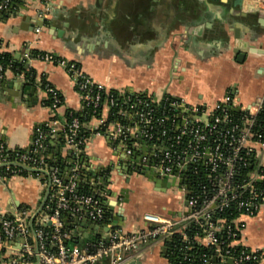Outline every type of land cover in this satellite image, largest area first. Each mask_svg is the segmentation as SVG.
I'll return each mask as SVG.
<instances>
[{
    "label": "crops",
    "instance_id": "crops-1",
    "mask_svg": "<svg viewBox=\"0 0 264 264\" xmlns=\"http://www.w3.org/2000/svg\"><path fill=\"white\" fill-rule=\"evenodd\" d=\"M6 1L7 7L0 9V55L10 58L8 66H0V144L8 158L34 154L41 131L42 147L35 155L63 181L73 174L75 193L95 198L103 210L98 222L82 206L76 213H63L67 247L96 246L112 231L127 235L146 230V213L178 215L182 204L177 189L170 205H151L149 194L159 191L134 172L128 159L134 154V161H140L156 147L114 139L108 133L111 126L97 132L92 117L81 126L88 134L81 144L66 143L70 112H82L81 96L62 66L35 56L49 53L75 63L93 82L124 98L147 96L159 104L177 100L211 113L229 94L234 109L244 111L264 94V0H242L241 5H235L237 0H19L10 6L9 0H0V6ZM236 48L246 50L242 62ZM45 84L60 95L56 110L46 105ZM101 113L108 119L106 108ZM120 120L129 127L135 117L126 112ZM23 172L11 174L0 164V221L25 211L29 225L44 199L46 171ZM51 203L49 188L33 223L45 220ZM244 221L245 245L264 251V208ZM129 254L127 264H170L164 241Z\"/></svg>",
    "mask_w": 264,
    "mask_h": 264
},
{
    "label": "built area",
    "instance_id": "built-area-1",
    "mask_svg": "<svg viewBox=\"0 0 264 264\" xmlns=\"http://www.w3.org/2000/svg\"><path fill=\"white\" fill-rule=\"evenodd\" d=\"M35 58L68 72L81 96L82 112L90 108L91 117L97 119V132L111 126L108 133L114 139L139 140L156 147L150 156L141 157L140 165L174 178L182 206L178 215L144 214L146 230L127 235L112 231L96 246L86 243L81 248L67 247L69 235L63 227V213H76L82 206L88 217L98 222L103 210L95 198L75 193L73 174L64 182L56 170H48L44 160L35 155L42 147L43 133L39 131L34 154L8 158L0 144V164L11 174L23 171L11 164L45 170L53 199L51 213L36 229L29 227L25 211L2 218L0 264H127L129 252L156 241L166 242L170 264H264V251L244 243V218L254 217L264 208V133L255 129L256 117L264 111V94L251 108L238 112L234 110L235 99L226 94L211 113H206L177 100L159 104L147 96L124 98L93 82L75 63L49 53ZM44 91L48 107L58 109L62 103L58 92L48 84ZM104 108L108 118L112 109L120 108V117L130 113L135 117L133 125L125 127L103 118ZM69 117L65 139L76 147L82 141V123L71 114ZM126 153L130 155L131 149ZM229 208L235 216H222ZM45 223H50L51 231L44 232L41 227Z\"/></svg>",
    "mask_w": 264,
    "mask_h": 264
},
{
    "label": "water",
    "instance_id": "water-1",
    "mask_svg": "<svg viewBox=\"0 0 264 264\" xmlns=\"http://www.w3.org/2000/svg\"><path fill=\"white\" fill-rule=\"evenodd\" d=\"M242 3V0H237L235 1V5H241ZM255 13H258V12H255ZM2 17V13L0 14V18ZM245 49V46L242 47V50ZM241 49L239 48H236L234 50V53L236 54V59L238 62H242L243 59L245 58V53H246V50L242 51ZM236 112H238L239 110L238 109H234ZM128 159L129 160H133V164H132V167H133V170L135 173L137 174H141V175H144L145 177H147L148 179H150V181H152L157 190L158 191H166L167 189H170V188H173L176 186V181L174 178H170V177H164V176H160L157 172H154V171H150L147 167L143 166V165H140V161L139 160H135V157H134V154L128 156ZM74 165V162H71L68 166V170L71 172L72 170V166ZM11 166H14V167H17L19 169H22L24 171H28V172H38V170H35V169H31V168H28V167H25V166H22V165H18V164H11ZM66 182V181H64ZM179 183H181V180L179 181ZM49 188H50V183L48 182V188H47V191L45 193V196H44V199L39 207V209L37 210V212L33 215V217L30 219V222H29V227L32 229L33 227V221L35 219V217L40 213L42 207L44 206L45 204V201L48 197V194H49ZM113 193L112 192H108V195H112ZM93 196L97 197V193H95V191L92 193ZM114 196V195H113ZM126 196V195H125ZM127 202V199L124 200V203ZM121 212L123 211V209L120 207L119 209ZM120 215V214H119ZM88 222V220H86ZM50 225V223H48ZM94 228H96L94 226ZM34 249L35 251L37 250V246H36V243H34ZM164 253V252H163Z\"/></svg>",
    "mask_w": 264,
    "mask_h": 264
},
{
    "label": "trees",
    "instance_id": "trees-1",
    "mask_svg": "<svg viewBox=\"0 0 264 264\" xmlns=\"http://www.w3.org/2000/svg\"><path fill=\"white\" fill-rule=\"evenodd\" d=\"M10 3L8 6L10 5H15L19 2V0H9ZM9 55L5 54V55H0V66H3L4 68L6 66L9 65ZM47 106H49V102L47 101L46 103ZM122 107V106H121ZM120 108H117V109H112L111 110V115L110 117L108 118L109 121H118L120 122L121 120V117L118 115V112H119ZM71 114V117H77L80 122L83 124V123H86L90 120L91 118V110L90 108L88 109H85L83 112H78V113H75V112H70ZM70 120V117L68 118V121ZM255 129L256 130H259V131H262L264 133V111L259 113L256 117V126H255ZM80 135L82 136V138H86L87 137V133L85 132L84 129H81L80 131ZM8 154V153H7ZM9 155V154H8ZM24 172H20V174H23ZM48 204V202L46 203ZM52 203L49 204V209H47V212L50 214L51 213V209H52ZM222 216L224 217H227V218H231V217H234L235 216V212L232 210V209H226L225 212L223 214H221ZM38 226V222L35 221L33 223V229H36ZM44 232H49L51 231V227L50 226H42L41 227ZM199 253V252H198ZM175 257V256H174ZM173 256H170V258L173 260V261H176L174 259ZM176 264V263H175Z\"/></svg>",
    "mask_w": 264,
    "mask_h": 264
},
{
    "label": "rangeland",
    "instance_id": "rangeland-1",
    "mask_svg": "<svg viewBox=\"0 0 264 264\" xmlns=\"http://www.w3.org/2000/svg\"><path fill=\"white\" fill-rule=\"evenodd\" d=\"M175 188L167 189L166 191L152 192L149 194V202L153 206H159L160 204L168 206L169 201H175ZM169 202V203H168ZM170 205V204H169Z\"/></svg>",
    "mask_w": 264,
    "mask_h": 264
}]
</instances>
